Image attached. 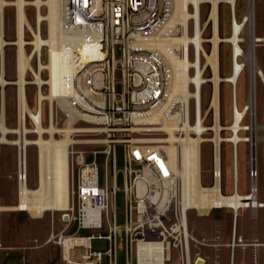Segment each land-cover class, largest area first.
<instances>
[{"label": "built area", "instance_id": "2783aa9c", "mask_svg": "<svg viewBox=\"0 0 264 264\" xmlns=\"http://www.w3.org/2000/svg\"><path fill=\"white\" fill-rule=\"evenodd\" d=\"M204 3H208L210 8L202 18ZM177 4L178 0H62V23L57 47L64 50L69 59V86L66 92L55 97L52 108L49 100L44 99L42 112L39 94L41 91L48 93L50 85L47 82L42 85L37 83L35 71H39L45 81L49 80V68L40 67L41 63L46 66L50 61V49L48 44H42L41 51H37L32 42L35 34L29 25H25V30L29 29L32 37H26L28 43L25 44V54L29 58L25 84L29 105L27 89L32 85L36 90V107L30 105L33 115L28 114L26 118V124L29 119L32 125L27 135L33 134L34 137L30 139L38 138L39 133L35 129L39 124L50 126L52 123L58 130L68 124L75 128L68 145L70 202L67 209L61 210L65 225L61 231H53L47 240L61 246L64 264H118L116 240L119 231L123 232L125 238L124 264H168L172 261V248L178 250L182 261L178 264H189L187 256L190 243L200 242L188 234L187 212L193 208L184 209L181 171L184 170L183 159L188 145L186 137L212 132L207 127L211 126L209 117L212 118L210 122L215 119L214 110L210 107L213 74L209 67L201 68V63L195 65L200 58V50L194 40L188 43V48L184 44L178 48H174L173 44L167 45L171 38L186 33L195 36L198 31L197 18L191 16L183 21L176 14ZM188 7L196 13L194 2H190ZM198 10L205 36L208 27L212 31L209 20L211 5L208 0H200ZM3 25L0 19V32L7 38ZM42 35L46 37L48 34L42 31ZM5 43L3 52H0V71L4 62L3 73L8 78L5 72V48L16 45L17 77L19 45L8 38ZM203 43L206 48L209 42ZM78 46L85 48L84 54L77 50ZM170 46L175 52L176 64L164 52ZM235 54L233 58L232 50L229 75L233 73L234 60L237 59L242 64L241 74L248 69L242 51L236 50ZM185 64L186 68L180 70ZM177 71H181L180 74ZM177 76L183 78L181 86L176 85ZM223 78L221 85L226 82L232 88L233 117L239 108L236 87L228 75H223ZM184 80L186 84L182 83ZM10 85L17 87L19 125V85L14 82L9 81L5 85L0 83V117L4 107V122H7L5 92ZM206 85L211 86V92L204 107L203 91ZM247 103L241 109L245 114L240 117V122H244L247 115L252 122L253 114L248 110ZM201 118L203 129L196 127ZM190 124L193 127L187 132L186 125ZM171 127L177 136L174 141L169 139ZM43 134L50 138L49 132ZM54 135L60 138L64 131H57ZM210 142L211 175L214 180L219 173L216 169V145L214 141ZM172 144L175 147L174 154ZM28 145H34L38 150L36 176L39 184L40 145L29 143L25 146L23 175L19 167L20 148L17 145L18 201L21 180L27 184L29 182ZM117 145H121L123 150L122 188L117 184ZM174 156L177 157V164L173 163ZM100 162H103L106 170L104 179H101ZM110 166L111 184L110 173L107 172ZM221 168L223 174V166ZM253 174L256 176L257 172L252 167ZM120 190L123 192L125 208L122 226H118L115 210L116 195ZM111 208L113 211L110 216ZM75 223L76 229L66 233ZM81 230H91L92 233L79 234ZM65 235L85 241L80 244L74 241L66 253ZM95 240L103 241L104 245L95 246ZM246 245L233 225L230 253ZM160 247L162 259L159 257ZM3 248L0 240V249ZM194 263L198 264L197 260Z\"/></svg>", "mask_w": 264, "mask_h": 264}, {"label": "rangeland", "instance_id": "374dc122", "mask_svg": "<svg viewBox=\"0 0 264 264\" xmlns=\"http://www.w3.org/2000/svg\"><path fill=\"white\" fill-rule=\"evenodd\" d=\"M16 0H6L8 6L4 5L1 9V24H4V32L8 39L13 41L16 38L17 32V5L14 4ZM34 1V0H28ZM255 2V16H254V32L256 35L264 36V0H254ZM14 4V5H12ZM236 15L237 23L242 20L243 15L247 12L249 0H237L236 2ZM6 6V7H5ZM5 8V10H4ZM209 4L204 3L202 5V18L207 15L209 11ZM220 32L222 36H228L231 32L232 23V9L227 3L220 4ZM25 11L27 18L31 26L35 28L37 20V7L31 2L25 5ZM42 15L48 13V8L43 5L40 9ZM3 17V18H2ZM41 35L42 31L45 35L48 34V22L46 19L41 21ZM211 28L208 27L205 32L206 38L211 35ZM229 33V34H228ZM251 25L250 22H246L243 28V37L250 36ZM25 36L31 37L29 29L25 30ZM48 36V35H47ZM46 36V37H47ZM42 37H44L42 35ZM44 37V38H46ZM5 38V37H4ZM7 38H5L7 40ZM245 51L249 48V42H241ZM206 49H210V44H206ZM233 47L229 42H222L220 45V62H221V74L229 75L231 73V60H232ZM16 55L17 46L9 45L5 48V72L8 78L14 79L16 77ZM255 56L259 66L264 72V41L257 42L255 48ZM4 63V62H3ZM4 67V64H3ZM249 69H246L241 76L237 79V105L238 110L247 103L249 97V90L251 86V74ZM120 78V72L117 73ZM7 78V79H8ZM10 80V79H8ZM250 85V86H249ZM119 87V85H118ZM16 86H8L5 92L6 99V120L5 123L9 128L15 129L18 127L17 122V102H16ZM29 103L32 108L36 107V90L34 86L28 87ZM211 86L206 85L203 91V106L207 105L210 97ZM49 93V92H48ZM48 93L42 92L43 95ZM50 105L51 101L49 98ZM43 99V100H44ZM256 111L255 122L258 125L256 134L258 136L256 145V168L258 175L256 176L258 185V198L264 201V83L261 78H256ZM41 102V111L42 104ZM221 123L224 127L232 125V88L229 83H222L221 85ZM29 105V107H30ZM30 107L31 111L32 108ZM45 110L46 106H45ZM33 112V111H32ZM4 114V110H3ZM212 118L209 117L208 123ZM244 123L250 124V118L247 117ZM26 124V120H25ZM26 126L28 129L32 128L31 122L28 119ZM44 128L48 126L42 125ZM37 129V127H36ZM35 129V131H36ZM30 132V131H29ZM28 133V132H27ZM251 131L244 130L239 131V136L250 135ZM220 134L222 137H231L233 135L232 130L223 129ZM30 139L33 134H26ZM207 137H212V132L206 134ZM1 137V132H0ZM19 137L18 132H8L7 139L15 140ZM31 143V142H30ZM29 144V143H28ZM212 142L207 141L203 143L202 151V182L204 185H210L213 182L211 169H212ZM222 190L224 193L233 192V168H234V152L233 145L230 141L222 142ZM116 164L118 171L117 184L120 188L123 185V150L121 145L115 147ZM40 157V155H39ZM238 186L241 193H248L252 188V160H251V143L239 142L238 143ZM37 167H38V150L34 145L27 146V168L29 175V187H36L37 185ZM17 170H18V147L15 143L0 142V205L12 206L18 202V182H17ZM110 173L111 179V166L107 169ZM106 173L103 162H100V174L101 179H104ZM116 220L118 226H122L124 222V196L122 190L116 195ZM213 210V209H212ZM113 209H110V216ZM42 217V218H39ZM188 218V230L195 236L200 242L196 243L191 241V259L193 261L202 257L204 259L203 264H230V246L232 241V229L234 222V211L231 207H224L219 211H209L208 213L200 214L197 209H190L187 212ZM238 226L237 232L244 239L247 244L245 247H238L235 252L234 264H264V207L259 208H243L239 210L237 218ZM65 222L62 220V211H44L42 216L33 217L28 214L27 217L20 216L16 209L0 210V240L3 242L5 248L0 249V255H4L6 251L15 249L20 246L22 250H25V256L27 260L39 259L48 260L55 257V254L61 247L49 243L44 245L46 236L49 237L54 231L55 233L61 231L64 228ZM76 229V223L73 224L66 233H71ZM91 230H81L79 234H91ZM18 234L21 239H15ZM9 236H12V241L8 240ZM38 238V239H37ZM117 255L118 264L125 263V238L122 231L117 233ZM95 246H103L104 242L100 240L94 241ZM15 251V250H14ZM172 261L168 264H178L182 262L178 254V250L172 248ZM135 256H133V261Z\"/></svg>", "mask_w": 264, "mask_h": 264}, {"label": "bare ground", "instance_id": "6f19581e", "mask_svg": "<svg viewBox=\"0 0 264 264\" xmlns=\"http://www.w3.org/2000/svg\"><path fill=\"white\" fill-rule=\"evenodd\" d=\"M200 0H178L176 14H178L183 21L187 18L194 16L197 18V28L198 31L195 36L189 33L183 36H177L171 38L168 42L169 45H174V48H178L180 44H184L188 48V43L194 40L200 50V58L195 63L199 66L201 63V68L209 67L212 70V82H213V96L210 101V107L214 110V122L211 123L210 129L212 131V137H207L206 135L199 133L197 136L188 135L186 137L187 147L185 149L184 156V170L181 171V176L184 183L183 191V204L184 209L193 208L197 209L200 214L208 213L212 209L219 211L224 207H231L234 211V222L235 229L237 230V217L239 215V210L243 208H259L264 207V201L258 198V185L256 176L258 175V170L256 168L257 155H252V165H254L253 170L256 169L257 175L253 174L252 188L248 193H241L238 186V143L250 142L257 140L258 136L256 130L258 125L255 122V111L257 105L256 99V78L259 76L264 83V72L258 64L255 56V43L264 41V36L256 35L254 32V16H255V2L254 0H249V5L247 12L243 15L242 20L237 23L236 15V2L237 0H208L211 5L210 10V23L212 25V33L210 37L206 38L204 36L203 27L201 24V17L199 19L198 2ZM202 1V0H201ZM14 2V1H13ZM32 3L37 7V28L34 29L28 21L27 14L25 11V5ZM190 2L196 4V13L191 12L189 6ZM227 3L232 9V23L231 32L228 36H222L220 32V4ZM8 4L6 0H0V8L3 9L4 5ZM14 4L17 5V36L12 41L14 44L19 45L18 54V75L14 79L8 80L4 77V67L2 62V69L0 71V83L5 85L6 83L14 82L19 85V125L15 129L9 128L5 124L4 114L2 113L0 117V142L15 143L19 146V167L22 175L25 170V146L28 143L39 144L40 145V174H39V184L32 188L22 179L20 183L19 190V201L17 204L12 206H1L0 210L16 209L24 210L31 216H42L44 211H61L67 209L70 202V181H69V156H68V145L71 142V134L75 131V128L68 124L62 130H58L52 123L47 128H44L42 124L37 125L36 131L39 133L38 138L29 139L26 134L30 130L25 124V120L28 114H32L29 104L26 98L25 84L27 83V65L29 64V58L25 54V44H27L25 36V25H29L30 29L33 30L35 38L33 43L35 44L36 50L41 51L42 44H48L50 49V61L46 66L41 63V67H48L51 71V76L49 80L45 81L40 75L39 71H35L38 75L36 81L40 85L47 82L50 85V91L48 95H43L42 91L39 94V104L41 111V102L44 98H49L51 101L55 99L58 95L63 94L68 89L70 65L67 54L64 50H60L57 47V42L59 38V32L61 29V11H62V0H16ZM43 5L48 8V13L42 15L40 9ZM201 16V12H200ZM3 18V17H2ZM46 19L48 22V36L46 38L41 35V21ZM246 22H250L251 33L250 36L244 38L243 28ZM7 41L2 32H0V52H3V47ZM204 41H208L211 45L210 50H207L204 45ZM223 41L229 42L233 46V58L236 50H241L243 55V61L247 65L249 72L251 74V86H250V99L247 103L248 110L252 111L253 117L250 124L240 122V117L244 116L245 111H236L233 113L231 120L232 125L224 127L221 123V82L224 80L221 74V62H220V45ZM248 41L249 48L247 51L242 47L241 42ZM256 41V42H255ZM77 50L84 54L85 48L83 46H78ZM168 58L176 64L175 52L173 48H167L164 50ZM204 57V61L202 58ZM190 62V61H189ZM186 68V64L182 67L183 70ZM242 68L241 62L237 59L234 60L233 73L228 75V78L234 83L237 88V79L240 74V69ZM63 69V70H61ZM179 70V69H177ZM180 74L181 71H177ZM183 78L176 77V85L181 86V80ZM186 80L182 83L186 84ZM186 87V85H185ZM53 102L51 104L52 108ZM4 110V107H3ZM42 112V111H41ZM202 118L200 122H197L196 127L201 129L204 128L202 124ZM193 124L186 125L187 132L192 129ZM170 130V140L174 141L177 136L174 134V128H169ZM223 129H230L233 132L231 137H222L220 132ZM249 130L250 135L239 136V131ZM57 131H64V135L57 138L54 134ZM8 132H18L19 137L15 140L7 139ZM49 132L50 138L46 137L43 133ZM205 141H214L216 145V169L219 176L214 178L213 183L210 185H204L202 182V144ZM230 141L233 145L234 152V168H233V192L224 193L222 190V142ZM195 143V145L193 144ZM171 150L174 154L175 147L172 144ZM173 163L177 164V157H173ZM67 217V216H65ZM188 230V234H189ZM190 235L196 239L191 233ZM74 241L84 242L85 239H72L71 236L65 235L64 250L68 253L72 243ZM82 244V243H81ZM159 257L162 259L163 255L160 247ZM234 255H230V264H234ZM187 261L189 264H193L191 259V248L187 256ZM204 259L202 257L197 259L198 264H203Z\"/></svg>", "mask_w": 264, "mask_h": 264}, {"label": "crops", "instance_id": "0c3cea01", "mask_svg": "<svg viewBox=\"0 0 264 264\" xmlns=\"http://www.w3.org/2000/svg\"><path fill=\"white\" fill-rule=\"evenodd\" d=\"M39 218H42V217H39ZM237 226H238V222L236 224V227ZM20 237H22V236L20 234H18L14 238L20 240L21 239ZM48 238L49 237L46 236V238L44 239L45 240L44 245L52 242V241L47 242ZM12 239H13V237L9 236L8 240L12 241ZM52 243H54V242H52ZM54 245H58V244L54 243ZM0 251H4V250H0ZM234 257H235V255H234ZM0 264H64V261L62 259V250H58L57 253L55 254V257H52V258L48 259L47 261L46 260L45 261L39 260V259H30L28 261L27 257L25 256V250H22V248L20 246H17L13 250L6 251L4 253V255H2V256L0 255Z\"/></svg>", "mask_w": 264, "mask_h": 264}, {"label": "water", "instance_id": "95a60500", "mask_svg": "<svg viewBox=\"0 0 264 264\" xmlns=\"http://www.w3.org/2000/svg\"><path fill=\"white\" fill-rule=\"evenodd\" d=\"M255 44H257V43H255ZM254 154L256 155V141H253L251 144V157ZM252 167L254 168V165H252ZM18 212H19L20 216H24V217L28 216V213L25 212L24 210H18Z\"/></svg>", "mask_w": 264, "mask_h": 264}]
</instances>
